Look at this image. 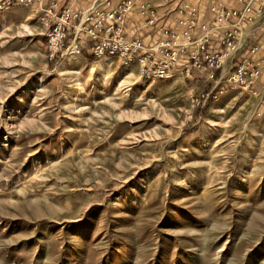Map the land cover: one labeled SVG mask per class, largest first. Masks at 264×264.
Instances as JSON below:
<instances>
[{
  "label": "rangeland",
  "instance_id": "1",
  "mask_svg": "<svg viewBox=\"0 0 264 264\" xmlns=\"http://www.w3.org/2000/svg\"><path fill=\"white\" fill-rule=\"evenodd\" d=\"M50 25L0 15V264H264V89L202 110L196 73L49 63Z\"/></svg>",
  "mask_w": 264,
  "mask_h": 264
},
{
  "label": "built area",
  "instance_id": "2",
  "mask_svg": "<svg viewBox=\"0 0 264 264\" xmlns=\"http://www.w3.org/2000/svg\"><path fill=\"white\" fill-rule=\"evenodd\" d=\"M151 1L92 0L88 8L74 12L72 5L61 9L58 2L45 5L44 0H0V15L16 7L41 6L51 22L46 34L49 63L59 64L86 51L98 61L115 59L125 67L137 62L143 80H168L178 69L187 78L203 72L212 88L198 100L202 110L223 96L224 85L248 91L263 78L264 41L244 58L238 60L237 55L249 38L245 28L264 15V0H210L214 29L223 31L221 50L215 48L211 25L201 23L197 6L185 0H161L177 4L176 29L168 32V38L153 46H146L141 38H128L131 14L149 18L147 25L160 21Z\"/></svg>",
  "mask_w": 264,
  "mask_h": 264
},
{
  "label": "crops",
  "instance_id": "3",
  "mask_svg": "<svg viewBox=\"0 0 264 264\" xmlns=\"http://www.w3.org/2000/svg\"><path fill=\"white\" fill-rule=\"evenodd\" d=\"M52 2H58L59 8L61 9L69 8L72 5L74 12H79L88 8L92 0H81L74 4H72L70 0H44L45 5H49ZM185 2L197 6L199 21L201 23H208L211 25V27L213 28V33L215 35V40L217 42L215 48L217 50H221L220 42L223 36V31L214 29V14L210 11V0H185ZM151 5L157 13L158 17H160V21L156 22L153 25H147L146 23L149 18L142 17L139 14L133 13L128 18L126 28V36L128 38H141L146 46H153L160 43L162 40L168 38L169 31H173L174 29H176V26L173 24L177 18V14L175 12L177 8L176 2L166 4L161 0H152ZM245 34H248L249 38L246 41L244 49L237 55L238 60L249 55L251 49L254 46H263L264 15L255 24H250L249 26H247L245 28ZM196 76L201 77V80L203 81H208L206 79V74L203 72L196 73ZM206 85L208 87L206 91L212 88L211 82ZM222 88L225 90L222 97L229 96V94L234 93L235 91H239L238 93H243L250 97L259 96V92L264 89V76L255 85V87L248 91L231 89V87L228 85H224Z\"/></svg>",
  "mask_w": 264,
  "mask_h": 264
},
{
  "label": "bare ground",
  "instance_id": "4",
  "mask_svg": "<svg viewBox=\"0 0 264 264\" xmlns=\"http://www.w3.org/2000/svg\"><path fill=\"white\" fill-rule=\"evenodd\" d=\"M93 68H94V67H93ZM93 68H92V69H93ZM94 69H95V68H94ZM94 69H93V71H94Z\"/></svg>",
  "mask_w": 264,
  "mask_h": 264
}]
</instances>
